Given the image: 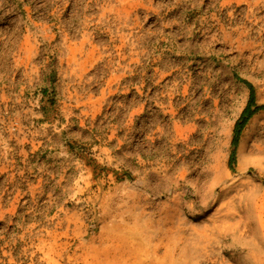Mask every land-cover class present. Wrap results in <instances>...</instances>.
<instances>
[{
    "label": "rangeland",
    "instance_id": "obj_1",
    "mask_svg": "<svg viewBox=\"0 0 264 264\" xmlns=\"http://www.w3.org/2000/svg\"><path fill=\"white\" fill-rule=\"evenodd\" d=\"M251 89L264 0H0V264H264Z\"/></svg>",
    "mask_w": 264,
    "mask_h": 264
},
{
    "label": "trees",
    "instance_id": "obj_2",
    "mask_svg": "<svg viewBox=\"0 0 264 264\" xmlns=\"http://www.w3.org/2000/svg\"><path fill=\"white\" fill-rule=\"evenodd\" d=\"M253 101H254V94L252 92V89L250 91V94H249V98H248V101H247V104L246 106L244 107V109L242 110L240 116H239V119L235 122V125H234V136L232 138V145L235 144L236 142V136L239 135L240 133V130L242 129V127L246 124V122L248 121V119L256 112L258 111L259 109H263L264 108V105H258V106H253L252 108V105H253ZM234 159V150L231 151V154H230V160Z\"/></svg>",
    "mask_w": 264,
    "mask_h": 264
}]
</instances>
